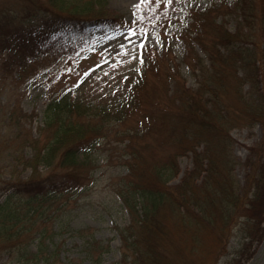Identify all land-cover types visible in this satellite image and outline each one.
Returning a JSON list of instances; mask_svg holds the SVG:
<instances>
[{"label":"trees","instance_id":"trees-1","mask_svg":"<svg viewBox=\"0 0 264 264\" xmlns=\"http://www.w3.org/2000/svg\"><path fill=\"white\" fill-rule=\"evenodd\" d=\"M237 9L242 22L234 34L213 27L210 13L198 15L201 27L211 28L212 34L203 30L196 36L209 65L198 56L193 69L199 86L193 89L175 80L170 107L166 105L171 110L163 112V121H150L167 136L171 151L164 158L138 151L135 136L121 126L115 131L120 140L130 141L124 148H131L128 172L110 182L130 215L128 225L116 226L118 264H244L264 238V49L257 48L258 31L264 34V0H237ZM85 12L64 0L0 2V51L34 58L48 42L68 35L98 39L123 21L119 15L85 19ZM64 92L46 106L43 138L18 146L33 149L32 158L21 153L15 157V166L30 167L32 174L22 179L0 173V256L15 264H76L77 257L62 256L58 241L59 229L67 224L65 211L61 202L51 204L84 190L93 173L91 158L110 138L112 127L120 125L118 116L113 126L110 117L128 112L138 97L113 101L108 95V101L89 105L72 88ZM256 126L263 137L241 162L232 154L236 140L231 130ZM190 151L193 168L172 184L178 158ZM238 166L246 169L244 185L235 175ZM239 232L240 245L231 251L229 240ZM73 234L81 241L84 258L103 264L110 244L86 229Z\"/></svg>","mask_w":264,"mask_h":264},{"label":"rangeland","instance_id":"rangeland-1","mask_svg":"<svg viewBox=\"0 0 264 264\" xmlns=\"http://www.w3.org/2000/svg\"><path fill=\"white\" fill-rule=\"evenodd\" d=\"M7 1L11 3L14 0L0 2ZM64 2L87 11L83 18L119 15L123 21L98 39L96 36L68 35L69 38L61 41L48 42L44 51L34 58L15 55L8 50L0 51V173L5 177L21 175L22 179L32 174L30 167H16L15 157L21 156L20 153L25 158L33 155V149L25 147L22 151L18 146L26 139L43 138L44 112L52 96L72 88L78 98L90 105L106 102L110 96L113 101H120L124 96L137 94L138 100H134L133 108L126 113L118 111L110 117L112 126L117 122V116L120 125L112 127L110 138L107 137L100 151L91 158L95 159L93 173L85 182L84 190L51 204L55 207L61 202L62 214L65 211L63 221L67 224L59 229L58 236L62 256L77 257L76 264H94L84 258L81 241L73 236V230L86 229V233H92L96 239L110 244V252L103 255V264H118L120 238L116 226L128 225L130 215L110 182L128 172L126 159L131 148H124L130 141L120 140L122 136L117 137L115 131L121 126L136 137L133 145L138 151L164 158L171 151L166 144L167 136L150 121H163L160 119L164 117L163 112L171 110L166 105L170 107L168 95L172 93L175 80L193 89L199 86L198 72L193 69L198 56L209 65L196 36L203 30L212 33L211 28L201 27L202 21H197L199 13H210L215 20L213 27L223 26L230 34L236 33L242 18L238 9L234 11L237 0ZM258 41L260 46L257 48L264 49V34L261 31H258ZM115 110L113 105V112ZM74 111L79 109L74 108ZM76 117L83 118L78 114ZM125 120L127 122L122 123ZM166 123L160 125L165 127ZM231 136L236 140L232 154L242 162L249 154L248 148L261 141L263 132L259 126L241 127L232 129ZM197 150L201 152V147ZM193 164L192 151L180 156L179 171L171 183H179ZM235 175L238 182L244 185L245 167L238 166ZM241 235L239 232L232 236L227 248L233 251L239 246ZM253 249L251 259L244 264H264V238ZM0 264L15 263L4 255L0 256Z\"/></svg>","mask_w":264,"mask_h":264},{"label":"snow or ice","instance_id":"snow-or-ice-1","mask_svg":"<svg viewBox=\"0 0 264 264\" xmlns=\"http://www.w3.org/2000/svg\"><path fill=\"white\" fill-rule=\"evenodd\" d=\"M133 34H135V33H133Z\"/></svg>","mask_w":264,"mask_h":264}]
</instances>
